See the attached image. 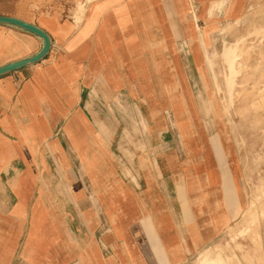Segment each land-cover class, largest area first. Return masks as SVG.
Here are the masks:
<instances>
[{
	"label": "crops",
	"instance_id": "1",
	"mask_svg": "<svg viewBox=\"0 0 264 264\" xmlns=\"http://www.w3.org/2000/svg\"><path fill=\"white\" fill-rule=\"evenodd\" d=\"M189 1L0 0V15L34 24L50 38L49 50L39 61L0 75V264H192L191 256L205 248L211 231L191 213L195 206L200 213L202 195H191L190 181L183 174L186 163L193 160L195 142L190 149L182 145L184 155L173 147L159 150L158 139L167 131L162 129V115L150 110L152 94L149 98L143 94L166 90V71L172 79L168 59L173 56L164 44L169 40L168 27L174 24L169 15L173 10L188 11L193 5ZM179 21L190 36L183 24L194 25L195 20L182 15ZM42 44L39 36L0 23V66L34 55ZM142 70L151 77L148 86L143 84ZM105 80L124 87L134 104L140 99L153 127L148 137L155 145V168L145 153L147 157L140 158L141 173L133 181L114 173L104 158L107 147L102 145L101 132L91 125L88 96ZM46 106L51 108L49 118L43 114ZM74 112L81 122L67 132L63 124ZM89 140L98 144L94 159L88 152ZM54 143L71 167L61 177L48 151ZM69 146L88 162V181L98 188L103 204L100 215H94L87 195L73 181ZM170 151L177 156L175 166L167 162ZM208 157L210 162V152ZM212 169L223 185L221 195L234 205L238 195L233 167L229 183L223 179L228 168L213 165ZM111 178L115 179L111 186L123 187L121 182L133 200L109 192ZM180 179L186 203L177 195L175 181ZM41 187L48 200L43 196L38 211L32 210ZM133 208L132 213L148 219L149 227L133 224L129 218ZM225 216L231 218L227 211Z\"/></svg>",
	"mask_w": 264,
	"mask_h": 264
},
{
	"label": "rangeland",
	"instance_id": "2",
	"mask_svg": "<svg viewBox=\"0 0 264 264\" xmlns=\"http://www.w3.org/2000/svg\"><path fill=\"white\" fill-rule=\"evenodd\" d=\"M164 1L159 0L160 4ZM190 1L193 5L188 11L173 10L169 15L170 19L174 18L170 23L174 24L168 27L169 40L164 44L173 56L168 59L172 79L166 71L164 80L160 79L166 90L143 91L146 98L152 94L150 110L162 115V129L167 131L158 139L157 148L166 151L173 147L184 155L182 145L190 149L192 141L195 142L190 155L193 160L186 163L183 174L184 179L190 181L191 195H202L200 213H196V206L191 208L194 211L191 213L197 216L198 222L209 227L211 233L205 248L191 256V263L264 264V0H235L232 6L230 0ZM182 15L195 20L196 25L183 24L190 36L178 25ZM193 30H196L194 35ZM109 32L112 33L111 27ZM124 65L128 68L127 59ZM208 71L219 88L214 99L209 95L212 90ZM141 74L143 84L148 86L151 77L143 70ZM108 81L105 80L106 85L102 83V87L94 86L88 96L87 109L93 118L94 131L101 132L102 145L107 147L105 161L120 178L133 181L141 173L140 158L147 157L145 153L155 163V145L148 137L153 127L143 114L144 108L139 106L141 100H138L140 104H134L124 87ZM156 93L161 94L167 104L163 99L159 100L160 95ZM130 94L135 100V92L130 90ZM223 108L228 127L220 113ZM43 114L49 118L51 108L44 107ZM68 119L63 124L67 132L81 122L75 112ZM157 121L161 125L158 117ZM97 146L95 141L89 140L87 148L92 159L96 158ZM203 148L209 150L210 162L209 152L206 155ZM68 149L75 171L73 181L87 195L86 201L94 208V215H100L103 204L98 188L88 181V162L70 146ZM48 151L58 175H66L71 167L63 150L54 143L48 146ZM176 158L170 151L167 162L175 166ZM210 164L221 166V170L224 166L228 170L233 167V185L238 195L234 205L230 206L227 197L221 195L223 185ZM155 174L158 175L157 171ZM157 177L161 179V176ZM110 180L109 192L122 195L125 201L133 200V194L125 185L117 181L123 187L116 189L111 186L115 179ZM175 187L179 198L186 203L182 179L175 181ZM226 190L228 192V188ZM51 193H54L53 189ZM38 195L32 210L38 211L37 204L43 196L48 200L43 187L39 188ZM134 211L133 208L129 214L133 224L149 227L148 219L135 215ZM226 211L231 218L223 217ZM245 224L249 226L248 230Z\"/></svg>",
	"mask_w": 264,
	"mask_h": 264
},
{
	"label": "water",
	"instance_id": "3",
	"mask_svg": "<svg viewBox=\"0 0 264 264\" xmlns=\"http://www.w3.org/2000/svg\"><path fill=\"white\" fill-rule=\"evenodd\" d=\"M0 23L18 26L24 30H27L39 36L43 41L41 49L34 55L0 66V75L26 66L27 64L35 63L39 61L48 52L50 47V38L48 34L38 26L25 22L19 18L5 15H0Z\"/></svg>",
	"mask_w": 264,
	"mask_h": 264
},
{
	"label": "bare ground",
	"instance_id": "4",
	"mask_svg": "<svg viewBox=\"0 0 264 264\" xmlns=\"http://www.w3.org/2000/svg\"><path fill=\"white\" fill-rule=\"evenodd\" d=\"M231 2L232 1H234V0H230ZM222 2H225L224 0L222 1ZM205 61H206V65H207V68L209 69V62L205 59ZM208 75H209V83L211 84V92H210V97L212 98V99H214V97L216 96V94L218 93V90H219V88L217 87V85L215 84V81H214V77H213V75L211 74V73H209V71H208ZM227 83L230 85L231 84V80L230 79H228L227 80ZM209 84V85H210ZM217 105L218 106H220L219 105V100L217 99ZM206 104V103H205ZM204 106H206V105H204ZM214 107L217 109V107H216V105L214 104ZM219 108H221V107H219ZM221 116H222V120H223V122L226 124V126H227V122H226V120H225V117H223L224 115H225V109L223 108V110L221 109ZM228 127V126H227ZM235 143H236V145H238V140H235L234 141ZM230 173H229V171L228 170H225V173H224V175H223V179L225 180V182L226 183H229V179H228V175H229ZM244 213V212H243ZM254 221H255V218L253 217L252 218ZM249 227V226H248ZM248 227H247V225L245 224V229L246 230H248ZM243 233V232H242ZM252 239V238H251ZM254 239V238H253Z\"/></svg>",
	"mask_w": 264,
	"mask_h": 264
}]
</instances>
